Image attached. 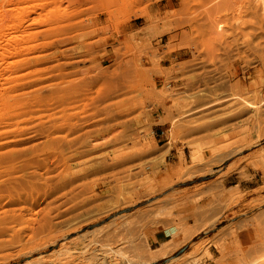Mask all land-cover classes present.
I'll use <instances>...</instances> for the list:
<instances>
[{
    "label": "rangeland",
    "instance_id": "1",
    "mask_svg": "<svg viewBox=\"0 0 264 264\" xmlns=\"http://www.w3.org/2000/svg\"><path fill=\"white\" fill-rule=\"evenodd\" d=\"M236 1L21 4L0 33V264H264V24Z\"/></svg>",
    "mask_w": 264,
    "mask_h": 264
},
{
    "label": "bare ground",
    "instance_id": "2",
    "mask_svg": "<svg viewBox=\"0 0 264 264\" xmlns=\"http://www.w3.org/2000/svg\"><path fill=\"white\" fill-rule=\"evenodd\" d=\"M1 1V3H2V7L3 8H0V15H3V17L0 19V33H5V36H8V37H11L12 36V34H13V30H15L16 28H17V25H18V22H19V20H20V17H21V14H22V12H23V8H21L20 6H21V4L23 3V2H25L26 0H0ZM55 1V0H54ZM57 1V0H56ZM238 1V0H237ZM236 1V2H237ZM240 1V0H239ZM238 1V2H239ZM15 3L16 4V6H15V8H13V9H11V8H9L8 6L11 4V3ZM51 2H53V1H51ZM242 2V4L243 3H245L247 6H245V4H244V6L245 7H247L246 8V12H247V14L249 15H247L248 17H250V20L248 21V23L250 22V25L251 26H261V25H263L264 23V0H259V2H255V4L253 5V3H252V0H245V2H243V0L241 1ZM240 2V3H241ZM213 3V2H212ZM216 3V2H215ZM225 3H227L226 1H225ZM224 3V4H225ZM232 3V2H231ZM218 5H220L219 3H218ZM218 5L217 4H215V11H216V7L218 8ZM238 5V4H237ZM243 6V7H244ZM221 8L222 7H224V6H220ZM234 7V6H233ZM241 7V6H240ZM245 7H244V10H245ZM57 9V8H56ZM220 8H218L217 9V11L216 12H218V10H219ZM230 9V8H229ZM212 10H213V8H212ZM212 10L210 11V12H212ZM223 10V9H222ZM222 10H219V11H222ZM225 10V9H224ZM240 10V9H239ZM214 11V10H213ZM231 11H233V8H232V10ZM14 12H16V14L14 13ZM226 12V11H225ZM242 12H243V9H242ZM242 12H239V13H242ZM232 13V12H231ZM233 13H235V12H233ZM237 14H238V12H237ZM246 14V13H245ZM245 14H244V16H245ZM208 16V15H207ZM237 16V15H236ZM247 16H245V17H247ZM233 17V16H232ZM237 18L238 17H236V19L235 20H237ZM242 19V18H241ZM230 20V19H229ZM248 20V18H246V20L245 21H247ZM55 21V20H54ZM241 21V20H240ZM239 22V21H238ZM213 24V23H212ZM245 24V23H244ZM243 24V25H244ZM247 24V23H246ZM225 25V24H224ZM248 25V24H247ZM249 25V26H250ZM244 26H246V25H244ZM248 26V27H249ZM252 28V27H251ZM255 28V27H254ZM259 28H261V27H259ZM9 30H12V31H10V32H8V33H6L7 31H9ZM235 31V30H234ZM223 37V36H222ZM225 37V36H224ZM238 244V243H237Z\"/></svg>",
    "mask_w": 264,
    "mask_h": 264
},
{
    "label": "crops",
    "instance_id": "3",
    "mask_svg": "<svg viewBox=\"0 0 264 264\" xmlns=\"http://www.w3.org/2000/svg\"><path fill=\"white\" fill-rule=\"evenodd\" d=\"M231 188L233 187H238L239 189H241V183H235L234 185L230 186ZM243 213H245L243 215ZM250 217V212H246V211H240L238 212L237 216H228L226 218H222L223 221V225L220 226V228L217 230L220 231L222 229L225 228H235V229H239L241 227V225H243L244 223H246L248 221V218ZM216 235V233L213 234V236ZM196 235H193L192 237L180 242V244L178 245V247L176 248V251H181L183 249L186 248L187 246V250H190V246H191V241L192 239L195 237ZM181 239H183L182 236L179 237H174V233L173 230H159L155 233H153L151 235V241L153 243L158 244L159 246L164 245L165 243H167L170 240H175V241H180ZM210 251L213 252L215 254V250L213 247L210 248ZM203 264H212V263H208L207 261H204Z\"/></svg>",
    "mask_w": 264,
    "mask_h": 264
}]
</instances>
